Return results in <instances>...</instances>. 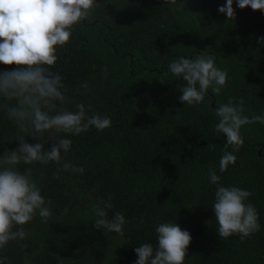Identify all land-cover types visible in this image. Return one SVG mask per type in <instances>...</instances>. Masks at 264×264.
<instances>
[{"label":"trees","instance_id":"trees-1","mask_svg":"<svg viewBox=\"0 0 264 264\" xmlns=\"http://www.w3.org/2000/svg\"><path fill=\"white\" fill-rule=\"evenodd\" d=\"M225 4L185 0L180 9L164 0H97L70 43L58 48L51 71L66 88L67 102L58 107L75 112L83 103L89 116L109 117L111 127L67 137L72 147L62 160L83 173L61 171L55 162L20 165V171L31 167L52 217L37 215L23 226L25 239L0 252L8 264H96L99 253L97 264H135V248L158 247L155 229L162 223L190 232L184 264H264V124L242 126L245 143L223 173L220 158L232 147L215 131L216 108L230 98H243L245 116H264V12L240 9L234 0L236 19L228 20L218 11ZM202 54L228 74L227 84L219 95L209 90L203 103L189 106L178 99L187 82L168 65ZM17 67L0 63V73ZM17 135L38 142L0 108V155L18 147ZM41 142L47 149L53 138L45 133ZM210 170L221 185L252 193L258 232L243 240L218 235ZM105 203L111 204L108 220L124 215L122 237L95 228L94 210ZM77 239L83 243L75 247Z\"/></svg>","mask_w":264,"mask_h":264},{"label":"clouds","instance_id":"clouds-1","mask_svg":"<svg viewBox=\"0 0 264 264\" xmlns=\"http://www.w3.org/2000/svg\"><path fill=\"white\" fill-rule=\"evenodd\" d=\"M164 3L183 9L185 0H164ZM235 3L240 9L250 7L264 12V0H235ZM233 4L234 0H226V4L218 8L228 20L236 19ZM96 5L97 0H0V63L18 66L0 73V108L19 132L28 133L38 141L29 143L25 135H17L18 147L0 155V252L7 249L10 242L24 240L27 234L23 226L37 215L44 220L52 217L46 206L51 201L45 200L32 179L31 167L20 171V165L55 162L61 171L83 173L82 167L62 160V153L66 156L72 147V140L67 137L79 136L91 127L99 131L111 127L109 117L89 116L83 103L76 105L75 112L58 107L67 102L66 88L60 74L51 71L59 59L58 48L70 43L75 27L90 18ZM259 43L264 44V38ZM168 68L173 76L187 82L178 99L189 106L203 103L209 90L219 95L227 84L228 74L216 67L211 55L202 54L195 59L181 56L173 59ZM244 112L243 98L238 103L230 98L228 103L216 108L215 131L223 134L227 145L232 147V151H225L220 158L221 173L227 171L229 165H235L234 153L245 143L242 126L255 122L264 124V116L249 118ZM45 133L53 138L47 149L41 142ZM209 179L216 185L212 209L218 235L222 239L239 235L243 240L258 232L259 215L248 202L252 193L236 186L221 185V177L215 170L209 171ZM105 208H111V204L95 208V228L107 229L122 237L124 215L116 212L108 220ZM155 231L158 247L154 249L152 244L145 243L135 248L138 257L135 264H184L192 242L190 232L182 230L177 223H162ZM0 264H8L6 255H0Z\"/></svg>","mask_w":264,"mask_h":264},{"label":"rangeland","instance_id":"rangeland-1","mask_svg":"<svg viewBox=\"0 0 264 264\" xmlns=\"http://www.w3.org/2000/svg\"><path fill=\"white\" fill-rule=\"evenodd\" d=\"M82 243H83V242H82L81 239H77V243L74 244L73 246L78 247V246H80ZM99 254H100V255H99V257H98V261L100 260L99 258H101V253H99ZM98 261H97V263H98ZM97 263H96V264H97Z\"/></svg>","mask_w":264,"mask_h":264}]
</instances>
